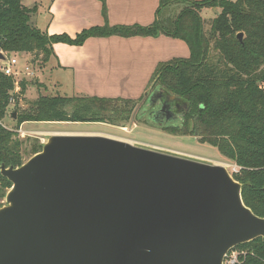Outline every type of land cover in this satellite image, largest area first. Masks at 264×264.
Listing matches in <instances>:
<instances>
[{
    "label": "water",
    "instance_id": "water-1",
    "mask_svg": "<svg viewBox=\"0 0 264 264\" xmlns=\"http://www.w3.org/2000/svg\"><path fill=\"white\" fill-rule=\"evenodd\" d=\"M152 89V121L168 103L188 113L187 100ZM0 173L12 183L0 206V264H225L238 245L264 240V217L222 163L108 135L53 134Z\"/></svg>",
    "mask_w": 264,
    "mask_h": 264
},
{
    "label": "trees",
    "instance_id": "trees-1",
    "mask_svg": "<svg viewBox=\"0 0 264 264\" xmlns=\"http://www.w3.org/2000/svg\"><path fill=\"white\" fill-rule=\"evenodd\" d=\"M183 4L177 14L162 12ZM219 9L206 27L202 11ZM37 6L23 0H0V49L9 53L34 54L49 63L55 43L82 45L92 36H167L180 38L190 47L188 58L160 63L149 88L162 87L189 102V111L180 124L164 126V131L180 136L196 135L201 143L216 147L238 167L233 177L244 184L243 198L257 215L264 217V0H161L156 20L149 26H96L75 37L49 34L31 23ZM243 33L240 41L238 34ZM13 77L0 72V120L9 113L16 129L26 122H102L117 124L137 115L145 97H98L43 95L19 110L20 94ZM12 98L15 100L9 112ZM124 126V125H123ZM24 141L17 130L0 123V167L22 165ZM43 144L32 147V154ZM12 183L0 173L1 191ZM235 264H264V240L238 245Z\"/></svg>",
    "mask_w": 264,
    "mask_h": 264
},
{
    "label": "crops",
    "instance_id": "crops-1",
    "mask_svg": "<svg viewBox=\"0 0 264 264\" xmlns=\"http://www.w3.org/2000/svg\"><path fill=\"white\" fill-rule=\"evenodd\" d=\"M160 2L48 0L40 7L41 14L35 20L39 26H35L49 34L66 33L72 37L96 26H149L156 20ZM172 7L162 13L167 15ZM190 55L186 41L164 34L109 35L89 37L82 45L55 43L49 62L54 69L71 77L75 96L137 99L148 90L160 63Z\"/></svg>",
    "mask_w": 264,
    "mask_h": 264
},
{
    "label": "rangeland",
    "instance_id": "rangeland-1",
    "mask_svg": "<svg viewBox=\"0 0 264 264\" xmlns=\"http://www.w3.org/2000/svg\"><path fill=\"white\" fill-rule=\"evenodd\" d=\"M46 1L48 0H23V4L27 7L37 6V11L31 17V23L33 25L37 24L35 20L41 14L38 11ZM183 7V4L174 5L172 11L167 13V15L177 14ZM217 12H219V9H217ZM217 12L206 8L202 11L201 14L205 19L206 27H208L210 21L217 15ZM14 55L18 58L17 68L22 72V75L17 77V81L19 82L18 94L21 93V83H26L25 93L20 94L17 102L19 110L28 108L30 103L36 100L40 94L67 97L77 95L75 92V84L72 82L71 77L66 73L62 74L54 69L51 62L42 63L41 57H39V60L34 63L33 58H36V56L30 53H15ZM27 67L30 68L31 75L26 74ZM13 106L14 104L12 103L9 112L12 111ZM142 108H144V105L141 106L137 113L141 121H135L132 118L129 122L120 125L102 122H28V124L21 125L20 129H16L15 117L11 116L10 113L3 122L9 128L18 130L19 138L24 141V161H27L33 156V145L43 144L53 134H95L124 139L135 145L212 164H233L226 160L216 147L201 143L195 135L180 136L165 132L164 126L167 123H156L152 121L151 118L142 113ZM177 120H175V124H180L181 119L179 118ZM123 127H128L129 130L131 128L133 129L132 131H124L122 129ZM233 168L228 167L231 173L234 172ZM236 169L238 170V167ZM7 191L8 189L1 191L0 206L5 204ZM234 254L237 255V251L232 252L231 255Z\"/></svg>",
    "mask_w": 264,
    "mask_h": 264
},
{
    "label": "built area",
    "instance_id": "built-area-1",
    "mask_svg": "<svg viewBox=\"0 0 264 264\" xmlns=\"http://www.w3.org/2000/svg\"><path fill=\"white\" fill-rule=\"evenodd\" d=\"M0 55H2L3 57L0 58V72L6 76L9 77H13L15 79V84H16V88H15V92H18L19 90V82L17 81V77L22 75V72L17 68V64H18V58L16 55H14V53H9L7 51H4L2 49H0ZM27 72L26 74L31 75L32 72L30 71V68L27 67ZM12 103L15 102V100L12 98L11 100ZM0 123L2 125H4L6 128H9L8 126H6L2 120H0ZM124 131H132L133 128H131L130 130L128 129V127H123L122 128ZM237 167H234V172L237 171L236 169ZM232 252L228 253L226 258H225V264H235L237 262V255H231Z\"/></svg>",
    "mask_w": 264,
    "mask_h": 264
},
{
    "label": "flooded vegetation",
    "instance_id": "flooded-vegetation-1",
    "mask_svg": "<svg viewBox=\"0 0 264 264\" xmlns=\"http://www.w3.org/2000/svg\"><path fill=\"white\" fill-rule=\"evenodd\" d=\"M156 88L152 89L151 93L155 90ZM144 108H142V113H144L145 115H147V117H149V113L153 110H149L148 106L146 104V101L143 103ZM142 105V106H143ZM168 109H166L164 111V113H158L156 114L155 118H157V120L159 122L162 123H167L166 125H170V124H175L176 123V119H181L180 121H182L183 117H184V108L183 105H177V107H175V105L168 103ZM141 108V107H140ZM158 108H161V104L158 105ZM174 108V109H173ZM172 111V112H171ZM168 116H170L169 120L167 119ZM153 118V116L151 117V119ZM172 120V121H170ZM178 121V120H177Z\"/></svg>",
    "mask_w": 264,
    "mask_h": 264
},
{
    "label": "bare ground",
    "instance_id": "bare-ground-1",
    "mask_svg": "<svg viewBox=\"0 0 264 264\" xmlns=\"http://www.w3.org/2000/svg\"><path fill=\"white\" fill-rule=\"evenodd\" d=\"M16 93H18V92H16ZM4 123V122H3ZM8 129H11V128H8ZM13 130V129H12ZM18 131V130H17ZM222 164H225L226 165V167L228 168L229 166L231 167V168H233V167H237L235 164H231V165H227L226 163H222ZM233 175V174H232Z\"/></svg>",
    "mask_w": 264,
    "mask_h": 264
}]
</instances>
